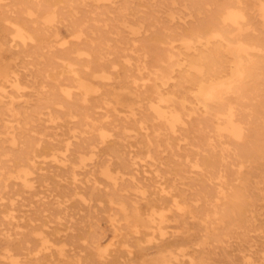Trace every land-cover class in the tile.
<instances>
[{"label": "rangeland", "instance_id": "374dc122", "mask_svg": "<svg viewBox=\"0 0 264 264\" xmlns=\"http://www.w3.org/2000/svg\"><path fill=\"white\" fill-rule=\"evenodd\" d=\"M35 1L41 6L34 11L43 16L55 5L61 38L83 30L72 48L100 55L90 69L105 76L101 81L90 77L81 58H68L86 81L92 79L96 96L105 89L133 95L105 85L127 77L136 84L156 82L162 95L183 101L184 122L173 132L154 118L151 89L132 105L134 117L120 109L129 101L114 110L93 96L84 119L77 114L83 105L72 106L63 96L77 92L63 65L65 51L53 46L41 56L15 57V73L28 80L20 91L32 93L35 102L45 94L59 106L32 116L30 108L14 118L0 109V153H6L0 155V242L8 236L12 253L11 260L0 256V264H153L159 254L171 264H243L241 255L264 264V125L245 131L250 142L244 147L259 152L244 174L247 211L234 225L220 210L226 200L217 195V183L220 174L238 183L232 181V152L244 140L220 137L215 122L203 120L187 68L177 63L197 45L191 41L187 49L180 37L218 0ZM41 21L26 24L41 28ZM154 47L162 57L172 55L170 62L157 66ZM71 108L76 116L69 115ZM210 156L214 165L206 169Z\"/></svg>", "mask_w": 264, "mask_h": 264}, {"label": "bare ground", "instance_id": "6f19581e", "mask_svg": "<svg viewBox=\"0 0 264 264\" xmlns=\"http://www.w3.org/2000/svg\"><path fill=\"white\" fill-rule=\"evenodd\" d=\"M29 3L30 7H26L25 5ZM215 5V10L204 17L199 18V14H197L195 23L189 29L188 34L185 37H180L187 49H190L193 41L197 45L193 46L189 59L177 61V63L187 68L189 81L194 88L193 96L202 107L200 111L202 110L203 120L210 123L215 122L218 136L221 137L223 134L235 142H242L245 131L251 132L258 125H264L262 119V115H264V0H218ZM40 6L35 0H11L8 2L0 0V66L5 67L0 71V109L4 115L14 118L19 114H26L30 108L33 109L30 116L43 115V110H49L54 105L59 106V103L51 100L45 94L44 97H40L38 94L35 102L30 99L33 96L32 93L20 91L23 89L22 85L26 84L28 80L26 75L19 76L15 73L18 63L14 59L18 56H41L44 49L48 50L53 46H59L60 50L65 51L67 59L62 60L66 61L63 65L72 73L71 80L77 91L74 97L71 96L72 92H65L63 96L70 99L72 106L83 105L82 112H77V114L80 116L84 114V119L89 118L86 113L88 109L94 108L90 105L87 106L93 96H95L93 98H104V101H108L114 110L117 109L118 104L129 101V106L120 105V109L128 108L126 110L134 117L136 110L132 105L137 104L139 97L144 96L143 92L151 89L150 96L157 103L149 105L152 116L164 122L173 132L176 125L184 122L183 101L162 95L156 82H153L152 85L145 82L136 84L135 80L130 81L125 76L127 79L125 78L124 82L114 81L105 85L116 84L118 88H129L133 91V95L129 92L121 93L105 89L96 96L98 90L94 88L92 79L86 81L80 74L77 65L69 61L68 58L70 55L81 58L84 62L83 67L89 68L90 77L99 78L98 80L101 81L105 76H97L96 72L93 73L90 69L97 63L100 55L93 50L72 48V44L83 40V30L72 31L69 33L68 39L61 38L57 29L61 18H58L55 5H49L51 7H48L49 11L45 16L38 14L41 13L39 11L35 12ZM11 13H14L15 16H11ZM21 13H26L27 17L25 18ZM40 18L42 20L41 28H32L26 24L38 22ZM159 40L156 39V41ZM156 47L150 51L156 65L161 67L163 62H170L172 55L165 54L162 57L160 53L156 52L158 49ZM136 70L142 73L143 68L136 67ZM58 85L60 84L58 83ZM53 86L58 87L57 85ZM6 88H9L10 91ZM12 92L15 94L12 95ZM73 112L76 110L69 112L71 117L77 115H74ZM130 120L133 123L139 122L137 118ZM7 128L14 130L13 126ZM7 133L10 134V131ZM11 139L14 140V138ZM249 142L245 139L244 143H241V148L235 147L232 152L236 160L233 165L237 166L231 172L232 181L238 183L231 184L225 174L218 176L217 195L226 200L220 210L221 212L225 211L227 218L233 217L234 225L241 221L244 212L247 211L244 200L246 186L244 174L250 172V169H247L250 166V157L258 155L257 152H259V150L245 148L244 144L247 145ZM4 154L6 153H0V155ZM212 158L213 156H210L203 161L205 163L202 164L206 169L207 167L212 168L214 165ZM226 166L223 165V167ZM194 167L200 171L203 170L198 163L194 164ZM143 223L145 224V222ZM10 243L11 240L8 236H4L0 242V256L5 260L12 258ZM157 250L162 251L161 247H158ZM246 257L245 255L240 256L243 259V264H252L250 258ZM174 262L173 264H177L175 260ZM142 264L147 263L143 262ZM153 264H171V261H167L165 256L159 254Z\"/></svg>", "mask_w": 264, "mask_h": 264}]
</instances>
